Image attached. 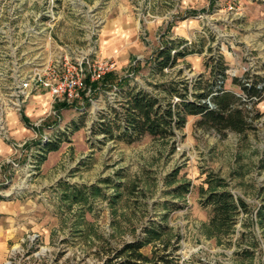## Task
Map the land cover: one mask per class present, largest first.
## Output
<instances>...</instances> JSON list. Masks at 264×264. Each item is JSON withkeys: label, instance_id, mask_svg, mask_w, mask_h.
Masks as SVG:
<instances>
[{"label": "rangeland", "instance_id": "rangeland-1", "mask_svg": "<svg viewBox=\"0 0 264 264\" xmlns=\"http://www.w3.org/2000/svg\"><path fill=\"white\" fill-rule=\"evenodd\" d=\"M223 1L0 0V28L25 26L22 40L33 37L42 51L48 47L46 59L94 49L107 58L104 25L133 20L135 32L107 58L114 64L108 73L147 91L180 73L183 80L196 78L198 65L207 78L205 63L213 54L229 55V44L239 52L244 74L264 76V30L259 36L241 23L239 3ZM109 6L114 12L105 15ZM196 23L198 32L191 26ZM260 25L264 29V18ZM179 27H185L186 38L175 36ZM170 42L179 50H201L165 70L164 77H152L156 51ZM112 98L98 88L93 93L91 85L71 103H51L44 92L0 95V142L8 149L0 154V204H15L9 216L13 235L0 264H105L153 225L164 232L142 250L145 255L171 253L179 264H264V232L255 218L264 198V99L246 104L253 128L244 134L198 128V118L189 117L172 139L145 136L132 145H102L89 139V130ZM49 142H57L58 150L40 162ZM208 175L223 180L248 207L228 238L208 232L209 212L199 204L198 188ZM182 184L189 190L179 195Z\"/></svg>", "mask_w": 264, "mask_h": 264}, {"label": "trees", "instance_id": "trees-1", "mask_svg": "<svg viewBox=\"0 0 264 264\" xmlns=\"http://www.w3.org/2000/svg\"><path fill=\"white\" fill-rule=\"evenodd\" d=\"M197 52L200 50L192 47L179 50L174 42L165 43L156 51L149 72L152 77H164L165 70L174 68L179 60ZM205 68L208 70L207 78L200 74L196 78L183 80L179 78L180 73L177 79L154 83L152 91L135 85L128 78H115L112 73L105 74L101 82L91 83L87 79L86 86L91 85L93 93L98 88L113 96L111 100H106L104 109L97 114V120L89 130V139L95 138L102 145L109 142L132 145L145 136L172 139L177 131L185 128L189 117H197L195 126L202 129H215L218 132L229 130L237 134L252 130L251 111H248L246 104L264 99V76L245 73L241 78H233L232 83L239 86L243 93L237 96L224 88L228 67L221 55H211ZM110 81L115 83L107 84ZM254 116L258 119L260 115L256 112ZM82 126L83 123L75 124L74 131ZM56 150L57 142L47 143L41 148L43 155H40L39 161H44V154ZM261 165L264 169V155ZM188 186L179 185L176 193H187ZM198 193L200 206L209 212L208 232L218 238L231 236L238 217L248 213L247 205L234 197L223 180L212 175L206 176ZM255 218L264 232V198L256 209ZM163 232L157 225L145 228L142 238L116 250L105 264H179L171 253H158L155 250L151 255H145L142 252L148 244L159 240Z\"/></svg>", "mask_w": 264, "mask_h": 264}, {"label": "built area", "instance_id": "built-area-1", "mask_svg": "<svg viewBox=\"0 0 264 264\" xmlns=\"http://www.w3.org/2000/svg\"><path fill=\"white\" fill-rule=\"evenodd\" d=\"M9 28L8 24L3 25L0 33L7 32ZM64 49L66 52L67 48ZM12 50L16 52V47ZM19 59L14 53L6 64L0 61V95L12 98L44 92L49 95L51 103H71L86 89L87 79L97 82L114 67L113 62L103 58L96 49L88 55L74 58L64 54L53 59L42 55L28 60Z\"/></svg>", "mask_w": 264, "mask_h": 264}, {"label": "crops", "instance_id": "crops-1", "mask_svg": "<svg viewBox=\"0 0 264 264\" xmlns=\"http://www.w3.org/2000/svg\"><path fill=\"white\" fill-rule=\"evenodd\" d=\"M235 1L243 7V19L241 23H245V25L248 26L252 25L254 27V31H256L257 34H259L260 36L261 32L264 30L263 27L260 25V21L264 18V5L260 3L258 4L257 2H251V0ZM261 2L263 3L264 0H261ZM109 10H111L110 6L106 9L105 15ZM111 12L114 11L111 10ZM251 15L256 16L257 20H251ZM112 21V23L108 22L104 25L102 34V38L104 41L103 54L107 58L115 57V52H118L120 47L123 46L126 42L124 40V36L130 34V32L133 33L136 30V23L133 20H131L130 23L127 24L123 23L120 20L114 19ZM191 26H193L195 32H198L200 28V25H198V23ZM184 28L185 27H179L177 31L179 32V34L175 33V36H177L178 38H186V30H184ZM24 29H26L25 26H15L5 33H0V61L3 64H6L8 62V59L11 58L14 53H16L19 58L24 56V59L26 60L31 59L32 57L34 58L36 55H42L45 58L46 54L50 55V52L47 51L48 47L44 48V50L42 51V47L37 45L38 41L32 40L36 38H27L29 41H26L24 43V40H22V36L25 35L23 33ZM28 43L34 44L35 46L31 47L28 45ZM12 46L16 47V52L12 50ZM199 49L201 50V48ZM229 51V55L221 53V56L224 58V61L228 67V70L226 72L227 79L225 80L224 88L229 92L233 93L234 95H243L240 87L232 83V79L241 78L244 75L245 67L240 62L239 52H237L230 44ZM201 70L202 68L200 69L198 65L197 75L203 74ZM261 72H264V68L261 70ZM227 82H229V87L227 86ZM7 152L8 149H6V147H4V145L0 142V154H5ZM13 209H15V204H0V263L3 259L6 245L10 240L11 236L13 235L12 229L14 227L12 226L11 218L9 217Z\"/></svg>", "mask_w": 264, "mask_h": 264}]
</instances>
